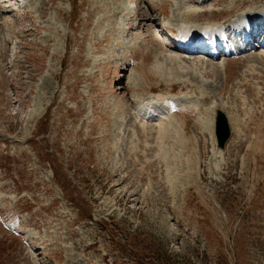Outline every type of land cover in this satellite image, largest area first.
Masks as SVG:
<instances>
[{"label": "rangeland", "instance_id": "obj_1", "mask_svg": "<svg viewBox=\"0 0 264 264\" xmlns=\"http://www.w3.org/2000/svg\"><path fill=\"white\" fill-rule=\"evenodd\" d=\"M145 1L0 0V264H264L263 48L181 55L158 23L126 32ZM171 2L208 10L181 14L191 28L264 8ZM164 54L186 63L161 71Z\"/></svg>", "mask_w": 264, "mask_h": 264}, {"label": "bare ground", "instance_id": "obj_2", "mask_svg": "<svg viewBox=\"0 0 264 264\" xmlns=\"http://www.w3.org/2000/svg\"><path fill=\"white\" fill-rule=\"evenodd\" d=\"M31 0H26V3H29ZM172 1V0H171ZM169 2V6L170 5H174V8H172L174 11H172V12H174V14L173 15H175V16H177V17H180V18H177L179 21H182V22H188V23H191V25L194 27V25H195V23L196 22H194V21H190V20H188L186 17H184L183 15H181V14H184L186 11L187 12H197V11H199V13L200 12H205V11H208V10H204V9H202V8H195L194 10H192V9H188L186 6H185V4H183V3H181V2H176L177 4H174L173 2ZM189 2H192V3H196L197 4V2H200L199 3V5H202V2L201 1H203V0H188ZM206 1V0H205ZM217 1V4L215 3ZM221 0H208V2H210V4L212 3H215V4H213V5H218V2H220ZM226 1V0H225ZM185 2V1H184ZM223 2V1H222ZM145 4H147V6H148V11H149V13H148V15L146 16V17H144V18H139L138 19V21H137V23H136V25L134 26V27H132V26H130L127 30H126V32L127 33H130L131 32V30L130 29H132V28H136V27H139L140 28V24L142 23V22H149V23H151L152 25L154 24V23H157L156 22V20H157V17H152V16H150L151 15V13H153L154 11H155V7L153 6V3H151V1L149 2L148 0H146L145 2H144ZM167 3H168V1H167ZM180 4V5H179ZM183 4V5H182ZM190 4V3H189ZM195 4V5H196ZM37 5H39V4H37ZM36 5V6H37ZM192 5H194V4H192ZM204 5V4H203ZM222 5H223V3H222ZM208 6V5H207ZM171 7V6H170ZM184 7V9H182V8ZM186 7V8H185ZM262 7V6H261ZM261 7H260V9H261ZM33 9H34V7H33ZM177 9V10H176ZM251 9V8H250ZM3 10V9H2ZM2 10H0V11H2ZM179 10V12H177ZM252 10V9H251ZM171 11V10H170ZM163 13H164V11H162ZM191 12V13H192ZM194 12L190 15V13H189V15L191 16V17H195V14H194ZM245 12V11H244ZM3 13V12H2ZM199 13H198V15H199ZM246 13L247 14H251V12H248V11H246ZM262 13L263 12H259L258 13V15H262ZM179 16H178V15ZM186 14V13H185ZM125 15V14H124ZM130 16V15H129ZM152 17V18H151ZM197 17H199V16H197ZM128 18V17H127ZM191 19H193V18H191ZM263 19V16H261L260 17V21ZM206 22H204L203 24H205ZM209 23H212V22H209ZM260 23V22H259ZM148 24V23H147ZM190 25V24H189ZM190 25V26H191ZM197 25V24H196ZM156 26L158 27L157 28V34L159 35V34H161L160 32V29H161V27L158 25V24H156ZM198 27H199V25H198ZM160 28V29H159ZM195 28H197L196 26H195ZM262 28H264V26H262L259 30H261ZM163 30V29H162ZM197 30H199V28L198 29H195L194 31H197ZM259 30H256L255 32H254V36L255 37H257V35L259 34V33H264V30H261V31H259ZM125 31V30H124ZM193 31V30H192ZM121 32V31H120ZM154 33V35H156V32L155 31H151V35ZM161 37H162V40L164 39V41H163V43L162 44H164V46H165V48L167 49L168 47H169V49H173V51H175L176 53H179L180 51H179V49H177L176 47H175V45H173L170 41H168V40H166L162 35H160ZM205 38V36H202V38L201 37H199L198 39H196L195 41H194V44L195 45H198L200 42H201V39H204ZM131 46V45H130ZM134 47V46H133ZM258 47H260V48H264V43L263 44H260ZM131 48V47H130ZM255 49H257V47L255 46V47H252V48H250L249 50H255ZM132 50V53H131V55H134L135 54V50L134 49H131ZM160 49L159 48H156L155 49V52H157V51H159ZM166 51V50H165ZM248 51V50H247ZM185 53L184 54H186V55H188V57H198V56H196V54H206L205 52V50H204V48L202 49V48H199V47H196V48H194L193 50H185L184 51ZM249 52V51H248ZM251 53H253L252 51L251 52H249V53H246L245 55H243V56H233V57H228V60H233V59H241V58H243V57H245V56H247V55H249V54H251ZM264 50H263V52H261L260 54H261V57H264ZM175 54V53H174ZM231 54V53H230ZM263 54V55H262ZM164 55H166V54H164ZM257 56V55H256ZM258 56H259V54H258ZM217 58H219V56L217 57ZM126 59H127V56H123V57H121V58H118V59H116L115 61L116 62H119V61H122V63H125V65L123 66V69H125L126 70V68L129 66V63H126ZM184 60V61H183ZM209 60V59H208ZM113 61V60H112ZM114 61V62H115ZM136 61L137 60H133V65L135 66V68H137V66L139 65V63H136ZM177 61H179V62H181V61H183V62H181V63H186V60L185 59H183V58H180L179 56H177V55H172V54H167L166 55V57H164V58H162V64L165 66L164 68H162V67H160V68H162L161 69V71H163L164 69H166L167 68V66H169V65H171L170 66V68L171 69H174V70H177L176 72H178V67H177V65L179 64V62H177ZM113 62V63H114ZM145 63V62H144ZM178 63V64H177ZM190 66V65H189ZM180 67H183V66H180ZM179 67V68H180ZM188 67V66H187ZM194 68V67H193ZM220 69H222V68H220ZM125 70H123V72L125 71ZM170 70V69H169ZM166 71V70H165ZM184 71H186V70H184ZM223 71H224V69H223ZM170 72L172 73V71L170 70ZM161 73V72H160ZM180 73H181V71H180ZM193 73V72H192ZM187 74H191V72L189 71L188 73H187V71H186V73H185V75H187ZM193 75V74H192ZM189 76V75H188ZM191 78V77H190ZM189 79V78H188ZM190 81V80H189ZM188 81V82H189ZM187 81H186V83H188ZM185 83V81H183V83H182V85H184V84H186ZM181 85V84H180ZM194 85V84H193ZM137 86V85H136ZM134 87H135V85H134ZM180 87H182V86H180ZM175 88H177V87H170L169 88V91L168 92H170V91H179L178 89L177 90H175ZM188 88V87H187ZM183 89H185V88H183ZM183 89H181L182 91H183ZM180 90V91H181ZM154 91H157V90H154ZM179 91V92H180ZM203 96V95H202ZM184 101V100H183ZM131 102L133 103V105H135L136 103L135 102H133V100H131ZM186 103V102H185ZM183 104V103H182ZM182 106V105H181ZM178 107V106H177ZM182 107H184V106H182ZM220 107V105H215V106H213V112H214V110H216V109H221V108H219ZM181 108L179 107V110H180ZM187 110H189L190 109V107H188V108H186ZM183 110V109H182ZM173 124V123H172ZM174 125V124H173ZM217 151H219V149H217Z\"/></svg>", "mask_w": 264, "mask_h": 264}, {"label": "water", "instance_id": "obj_3", "mask_svg": "<svg viewBox=\"0 0 264 264\" xmlns=\"http://www.w3.org/2000/svg\"><path fill=\"white\" fill-rule=\"evenodd\" d=\"M215 117V137H216V143L217 147L222 148L224 147L227 139L230 136V126L228 119L226 117V114L222 110H217L216 111V116Z\"/></svg>", "mask_w": 264, "mask_h": 264}]
</instances>
